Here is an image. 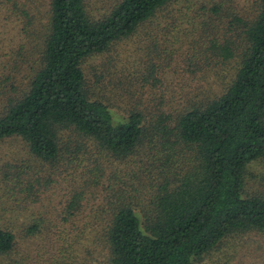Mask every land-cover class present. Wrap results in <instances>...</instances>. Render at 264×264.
Instances as JSON below:
<instances>
[{"label":"trees","instance_id":"trees-1","mask_svg":"<svg viewBox=\"0 0 264 264\" xmlns=\"http://www.w3.org/2000/svg\"><path fill=\"white\" fill-rule=\"evenodd\" d=\"M7 1L21 15L12 18L14 58L0 67V140L17 136L51 164L77 158L70 173L79 170L84 187L65 202L62 218L80 211L85 189L111 169L100 158L121 160L146 147L162 168L154 183L144 176L140 188L124 190L111 169V197L98 204L88 227L77 226L71 240L61 241V255L74 260L75 239L88 237L80 242V264H196L226 236L264 231V193L245 188L248 165L264 160V0L247 9L241 0L199 5L201 26L182 64L194 74L234 60L233 76L218 93L187 99L171 112L137 103L123 115L93 92L100 76L90 80L84 66L150 17L158 22L177 0ZM165 67L150 62L154 87ZM30 221L31 234L38 222ZM13 241L10 228L0 226V253Z\"/></svg>","mask_w":264,"mask_h":264},{"label":"rangeland","instance_id":"rangeland-1","mask_svg":"<svg viewBox=\"0 0 264 264\" xmlns=\"http://www.w3.org/2000/svg\"><path fill=\"white\" fill-rule=\"evenodd\" d=\"M252 1L241 0V3L247 9L252 7ZM211 2L177 0L162 9L158 22L155 23V15L150 17L128 39L115 42L113 47L90 59L84 66L87 78L93 79V73L100 76L98 81L91 82L93 92L104 96L110 109L118 115H123L137 103L150 108L158 104L162 110L171 112L187 99L218 93L233 76L234 60L205 67L194 74L187 72L182 64V58L189 51L190 39L201 26L199 5L206 6ZM20 15L9 1L0 0V67L2 64L8 67L14 58L16 26L12 18H20ZM154 61L163 68L166 65L163 78L159 76L160 82L155 87L147 73L150 62ZM152 75H157L155 68ZM127 89H133V94L126 93ZM151 151L159 152L153 147ZM170 156L176 157L172 153ZM61 159L55 161L56 164L43 162L32 155L17 136L0 140V226L8 227L14 233L12 248L7 253H0V264H80L83 251L80 242L88 243V237L75 239L78 242L73 243L74 260L61 255L60 246L64 244L61 241L67 235L71 240L78 232L77 226L88 227L94 212L99 209L98 204L107 203L111 189L109 191L106 184L115 179L110 178V170L117 171L119 180L114 181L124 190L127 184L140 188L144 176L154 177V183L160 178L158 170L162 169L157 162L151 163L146 147H138L121 160L100 158L107 170L111 169L98 185L85 189L78 203L80 211L75 210L74 215L65 220L62 218L67 215L65 202L75 190L83 188L84 183L79 170L75 176L70 173L71 164L77 166V158L69 165ZM90 161L84 164L90 165ZM88 176L85 173L84 180ZM245 188L264 193V160H255L248 165ZM32 218L38 222V230L30 234L27 225ZM93 246L92 255L100 256V249ZM196 264H264V231L250 229L226 236Z\"/></svg>","mask_w":264,"mask_h":264}]
</instances>
